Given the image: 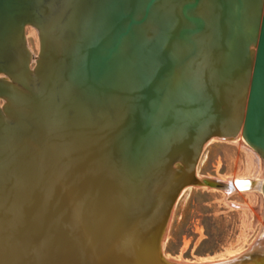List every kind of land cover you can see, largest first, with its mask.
<instances>
[{"label":"water","instance_id":"obj_1","mask_svg":"<svg viewBox=\"0 0 264 264\" xmlns=\"http://www.w3.org/2000/svg\"><path fill=\"white\" fill-rule=\"evenodd\" d=\"M238 134L264 166V0H0V264H264V232L162 252L185 190H232L196 170Z\"/></svg>","mask_w":264,"mask_h":264},{"label":"rangeland","instance_id":"obj_2","mask_svg":"<svg viewBox=\"0 0 264 264\" xmlns=\"http://www.w3.org/2000/svg\"><path fill=\"white\" fill-rule=\"evenodd\" d=\"M25 35L29 49L36 54V30L27 26ZM236 139L237 142H233ZM234 140H209L198 161L197 176L225 179L251 175L254 171L251 156L241 144L245 141L238 135ZM261 164L263 180L262 160ZM252 190L254 196L246 193L227 196V200L247 204L248 208H231L225 202V191L217 188L194 186L185 190L175 204L164 235L162 252L165 257L203 262L230 257L245 250L261 228L264 229V198L260 188Z\"/></svg>","mask_w":264,"mask_h":264},{"label":"bare ground","instance_id":"obj_3","mask_svg":"<svg viewBox=\"0 0 264 264\" xmlns=\"http://www.w3.org/2000/svg\"><path fill=\"white\" fill-rule=\"evenodd\" d=\"M240 135L238 134V137H239ZM212 139H215V138H212ZM211 139V140H212ZM210 140V141H211ZM233 142H237V139L236 140H234ZM208 143V142H207ZM242 144V146H243V148H244V150H246L247 151V153L251 156V160H252V167H253V169H254V171H253V173L251 174V175H237V176H234V177H232V178H229V177H226L225 179H219V178H217V179H219V180H225V182L226 181H231V183H232V190L230 191V192H223L224 193V199H225V202L228 204V206H230L231 208H234V206H238V207H243V208H248V206H247V204H239V203H234V202H232V201H229V200H227V196H229V194L230 193H233V194H241V193H246V194H251V195H253L254 196V191L252 190V189H256V188H260V190H261V183L263 182V180H262V177H261V174H262V164H261V160H260V156L259 155H257L252 149H251V147L246 143V142H242L241 143ZM246 146H245V145ZM241 147V146H240ZM259 156V157H258ZM198 177H201V176H199L198 175ZM256 177H258L259 178V180L258 181H256L259 185L258 186H256V187H254V188H250V187H248V188H240V187H236L235 185H234V180H236V182L238 183V182H240L241 180H246V179H252V180H254ZM255 181V180H254ZM224 191V190H223ZM261 232L257 235V236H259L262 232H264V229L263 228H261V230H260ZM235 255V254H234ZM233 256V255H232ZM231 257V256H230ZM226 258H228V257H226ZM226 258H219V259H214V260H212V261H203V262H197V263H213V262H216V261H224ZM183 261H185V260H183Z\"/></svg>","mask_w":264,"mask_h":264}]
</instances>
